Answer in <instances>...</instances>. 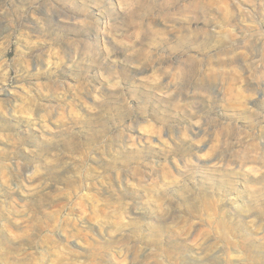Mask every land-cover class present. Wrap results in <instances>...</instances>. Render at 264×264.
Segmentation results:
<instances>
[{
	"label": "clouds",
	"instance_id": "9594fccd",
	"mask_svg": "<svg viewBox=\"0 0 264 264\" xmlns=\"http://www.w3.org/2000/svg\"><path fill=\"white\" fill-rule=\"evenodd\" d=\"M0 264H264V0H0Z\"/></svg>",
	"mask_w": 264,
	"mask_h": 264
}]
</instances>
